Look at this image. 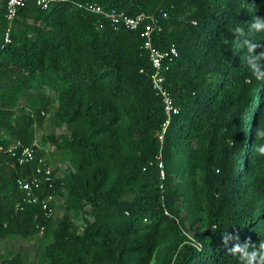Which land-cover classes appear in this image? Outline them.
I'll list each match as a JSON object with an SVG mask.
<instances>
[{
  "label": "trees",
  "instance_id": "trees-1",
  "mask_svg": "<svg viewBox=\"0 0 264 264\" xmlns=\"http://www.w3.org/2000/svg\"><path fill=\"white\" fill-rule=\"evenodd\" d=\"M86 2L155 15L154 43L177 46L166 85L178 113L163 140L141 31L100 27ZM1 45L0 149L37 139L68 167L46 159L53 186L37 194L53 196L48 216L18 186L41 147L25 164L0 153V241L37 239L41 250L38 262L17 252L0 264H247L253 254L261 264L264 0L28 1Z\"/></svg>",
  "mask_w": 264,
  "mask_h": 264
},
{
  "label": "built area",
  "instance_id": "built-area-1",
  "mask_svg": "<svg viewBox=\"0 0 264 264\" xmlns=\"http://www.w3.org/2000/svg\"><path fill=\"white\" fill-rule=\"evenodd\" d=\"M28 1H35L43 8H48L53 2L60 0H7L5 13L6 26L3 31L1 48H5L12 42L19 9ZM78 6L92 13L101 15L103 19L100 21L99 25L102 28L105 26V20H108L114 29L128 28L141 31V34L144 37L143 46L149 51L150 59L154 68L152 83L156 92L163 98L165 112L167 114L166 121L159 134L160 139L163 140L173 116L178 113V107L175 104L171 91L166 85V73L171 69L172 64L178 58L179 50L175 44H172L167 48H161L154 43V33L160 32L163 29L160 19L157 16L147 14L146 12H141L137 15H130L124 11L116 9L106 10L96 2L79 3ZM165 16H167V14H165ZM35 146L41 147L37 139L31 145H26L21 140H17L7 149H0V153H10L16 158L19 164L31 163L37 159ZM160 165L163 166V162H161ZM162 174H164L163 170ZM53 181V168L52 166L47 165L46 158L42 156L38 159V165L35 172L27 178H19L18 186L22 191L27 193L31 202L41 200L42 206L46 210V214L52 216L54 210L49 205V200H51L53 196L50 195L48 198L40 199L37 190L40 189L42 184L53 186Z\"/></svg>",
  "mask_w": 264,
  "mask_h": 264
},
{
  "label": "rangeland",
  "instance_id": "rangeland-1",
  "mask_svg": "<svg viewBox=\"0 0 264 264\" xmlns=\"http://www.w3.org/2000/svg\"><path fill=\"white\" fill-rule=\"evenodd\" d=\"M3 24H4V20L0 16V40L2 38ZM50 129H57L53 121L49 122L46 125L45 130H50ZM40 146L44 152L45 158L48 161H51L54 167H59L62 170L67 169L68 167L67 162L62 160L59 153L53 151V149L50 147V144L40 143ZM60 212H62L61 209L58 210L59 214ZM17 252L27 253L29 255V258L36 262L40 261L41 259L40 243L37 239L28 240V239H19V238H6L0 241V255L5 253L15 254Z\"/></svg>",
  "mask_w": 264,
  "mask_h": 264
},
{
  "label": "clouds",
  "instance_id": "clouds-1",
  "mask_svg": "<svg viewBox=\"0 0 264 264\" xmlns=\"http://www.w3.org/2000/svg\"><path fill=\"white\" fill-rule=\"evenodd\" d=\"M254 27H259V24L257 23V25H254ZM252 67H253L254 70H258V65L253 64ZM262 136H264V135H262ZM261 248L264 249V243L261 244ZM232 251H233V253H235V252H239V251H241V249H240V248H236V249H233ZM255 258H256V257H255V254H253V256H251V257L249 258L247 264H252V261H253ZM260 259H261V264H264V253L261 254ZM150 264H152V262H150Z\"/></svg>",
  "mask_w": 264,
  "mask_h": 264
}]
</instances>
